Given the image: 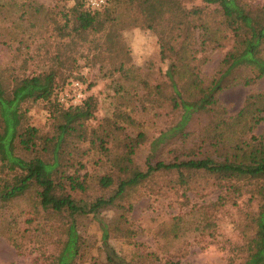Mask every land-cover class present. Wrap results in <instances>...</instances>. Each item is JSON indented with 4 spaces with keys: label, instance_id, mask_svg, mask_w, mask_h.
Here are the masks:
<instances>
[{
    "label": "trees",
    "instance_id": "1",
    "mask_svg": "<svg viewBox=\"0 0 264 264\" xmlns=\"http://www.w3.org/2000/svg\"><path fill=\"white\" fill-rule=\"evenodd\" d=\"M126 1L130 26L156 38L163 65L156 68L163 80L141 82L143 103L149 104H143V110L157 117L166 107L174 122L150 141L141 169L134 161L137 150L148 142L141 123L116 109L96 128L89 127L98 99L89 94L82 76L74 80L85 86V99L64 108L58 94L65 84L57 86L55 72L7 80L0 75V206L23 199L35 215L42 216L43 230L38 227V231L43 233L47 227L45 235L54 237L52 249L42 254L44 264H85L84 219L95 222L101 233L102 264H182L175 255L162 261L136 241L133 194L158 173H172L185 191L196 176H206L237 197L245 186L252 188L257 206L248 223L246 263L264 264V131L258 132L264 123V91L249 92L231 116L220 109L218 100L219 93L235 81L252 87L264 78V5L248 7L226 0L208 12L212 0L191 8L182 0ZM73 2L69 13L63 14L62 27H56L60 38L114 32L116 20L100 18L107 5L91 11L84 0ZM227 47L218 77L205 83L200 74L208 61L206 53ZM39 101L57 120L51 137L40 135L29 123V106ZM118 133L122 139L117 140ZM90 140L109 164L103 175L96 176L103 194L95 197L89 195L87 173H81L84 150L80 145ZM110 144H116L119 152L112 153ZM17 149L31 158L19 156ZM164 152L170 157L162 158ZM106 211H114V217L107 220Z\"/></svg>",
    "mask_w": 264,
    "mask_h": 264
},
{
    "label": "rangeland",
    "instance_id": "2",
    "mask_svg": "<svg viewBox=\"0 0 264 264\" xmlns=\"http://www.w3.org/2000/svg\"><path fill=\"white\" fill-rule=\"evenodd\" d=\"M220 1L226 0H212L207 5L208 12L217 8ZM237 1L248 7L264 5V0ZM182 2L187 8L206 6L202 0ZM73 4V0H0V75L7 80L15 75L53 71L58 87L82 76L89 86V94L98 99L95 118L87 121L89 127L96 128L101 119L110 117L116 109L129 113L141 123L148 142L137 150L134 161L144 169L150 141L175 120L166 107L157 117L143 110L141 82L163 80L156 70L158 66L163 67L157 56L156 38L147 30L130 26L126 0H109L100 18L116 20L118 24L113 33L62 39L57 28ZM36 7H39L37 13ZM227 50L228 47L206 53L208 61L200 74L205 83L218 77L219 65ZM251 91H264V78L252 87L240 81L228 85L218 95L220 109L226 116L235 115ZM27 116L40 135L56 134L57 120H52L44 102L31 104ZM263 131L264 123L258 129L259 133ZM116 138L123 137L118 133ZM80 146L84 150L81 173L88 175L89 195H102L96 176L103 175L109 164L93 140ZM109 148L114 154L119 152L116 144H110ZM16 153L25 159L31 158V154L20 149ZM161 157L170 156L164 152ZM188 188L185 191L176 184L172 173L165 172L138 187L133 194L131 212L136 241L162 261L175 255L182 264H247L248 223L257 206L252 188L245 186L242 195L237 197L228 189H221L212 178L199 175ZM106 212L107 220L115 215L114 211ZM42 221V216L35 215L23 199L8 207L0 206V264L45 263L42 254L52 249L54 237L45 235L47 227L43 233L38 231V227L43 230ZM82 228L88 244L85 264H102L98 227L92 220L84 219Z\"/></svg>",
    "mask_w": 264,
    "mask_h": 264
},
{
    "label": "built area",
    "instance_id": "3",
    "mask_svg": "<svg viewBox=\"0 0 264 264\" xmlns=\"http://www.w3.org/2000/svg\"><path fill=\"white\" fill-rule=\"evenodd\" d=\"M109 0H84L86 8L96 11L104 8ZM85 86L77 80L69 81L59 92L58 102L64 107H75L85 99Z\"/></svg>",
    "mask_w": 264,
    "mask_h": 264
}]
</instances>
